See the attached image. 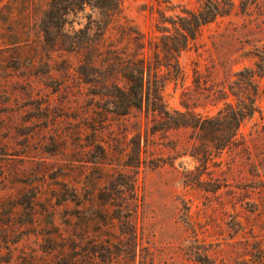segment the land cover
Segmentation results:
<instances>
[{"label": "rangeland", "instance_id": "374dc122", "mask_svg": "<svg viewBox=\"0 0 264 264\" xmlns=\"http://www.w3.org/2000/svg\"><path fill=\"white\" fill-rule=\"evenodd\" d=\"M214 1L229 13L178 53L181 76L160 69L163 119L108 113L79 55L0 51V264H264V0ZM119 2L107 35L126 21L160 45L202 0Z\"/></svg>", "mask_w": 264, "mask_h": 264}, {"label": "trees", "instance_id": "16d2710c", "mask_svg": "<svg viewBox=\"0 0 264 264\" xmlns=\"http://www.w3.org/2000/svg\"><path fill=\"white\" fill-rule=\"evenodd\" d=\"M4 1L5 4L0 6V51L9 49L18 54L28 49L35 57L38 56L37 50L45 45L49 52L79 55L81 59L75 72L83 83L109 89L104 93L108 98V113L115 116H126L131 112L145 116L155 114L160 119L169 114L161 96L160 69L173 78L181 76L176 61L178 53L188 41L197 38L200 27L228 15L230 10L214 0H202L195 11L183 10L182 15L176 16L174 36L165 37L159 45L126 21L112 27V37L107 35L110 24L122 19L119 0ZM84 8L89 9L85 22L74 29L69 17ZM15 17L22 21L5 25L7 19ZM27 18L31 21H23ZM168 40H171L170 45ZM103 69L112 70L122 85H118V79L100 80ZM192 83L195 86L199 83L196 70L192 72ZM252 103L249 100L242 106L236 124L253 113ZM180 106L187 109L182 101ZM171 112L177 113L175 110Z\"/></svg>", "mask_w": 264, "mask_h": 264}]
</instances>
